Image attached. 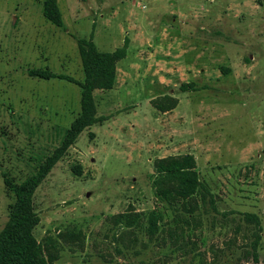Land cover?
Segmentation results:
<instances>
[{
	"label": "rangeland",
	"instance_id": "obj_1",
	"mask_svg": "<svg viewBox=\"0 0 264 264\" xmlns=\"http://www.w3.org/2000/svg\"><path fill=\"white\" fill-rule=\"evenodd\" d=\"M43 1L0 0V232L13 186L81 111L77 41L94 31L99 50L128 37V52L114 86L93 91L106 119L35 192L47 263L251 264L255 250L264 264V0H57L61 27ZM186 153L201 188L161 199L155 160Z\"/></svg>",
	"mask_w": 264,
	"mask_h": 264
},
{
	"label": "trees",
	"instance_id": "obj_2",
	"mask_svg": "<svg viewBox=\"0 0 264 264\" xmlns=\"http://www.w3.org/2000/svg\"><path fill=\"white\" fill-rule=\"evenodd\" d=\"M43 14L55 25L60 27L64 25L57 0H44ZM77 43L85 74L84 81L79 82L81 111L72 122L61 147L47 159L45 165L22 184L13 186L16 199L10 218L0 232V264H48L44 257L43 246L37 242L33 234L34 228L40 221L34 209L35 192L64 152L77 140L80 133L86 127L106 119L105 116L97 115L93 91L96 88L111 89L114 86L117 63L127 56L129 38L125 37L122 46L113 51L98 49L94 41V31L88 38H79ZM30 74L42 78L57 76L46 70H34ZM154 169L157 174L156 194L161 199L170 202L188 200L202 186L196 159L191 153L157 158L154 162ZM119 216L128 217L127 213ZM247 219L256 220V216L248 215ZM258 233L255 234V245L259 241ZM252 256L251 264H262L255 250Z\"/></svg>",
	"mask_w": 264,
	"mask_h": 264
},
{
	"label": "water",
	"instance_id": "obj_3",
	"mask_svg": "<svg viewBox=\"0 0 264 264\" xmlns=\"http://www.w3.org/2000/svg\"><path fill=\"white\" fill-rule=\"evenodd\" d=\"M88 195H89V193H88Z\"/></svg>",
	"mask_w": 264,
	"mask_h": 264
}]
</instances>
